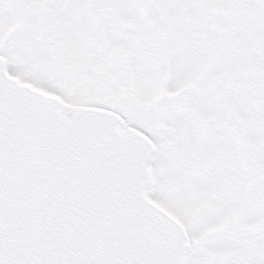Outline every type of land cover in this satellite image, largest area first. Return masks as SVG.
<instances>
[{
  "label": "snow or ice",
  "instance_id": "obj_1",
  "mask_svg": "<svg viewBox=\"0 0 264 264\" xmlns=\"http://www.w3.org/2000/svg\"><path fill=\"white\" fill-rule=\"evenodd\" d=\"M0 264H264V0H0Z\"/></svg>",
  "mask_w": 264,
  "mask_h": 264
}]
</instances>
